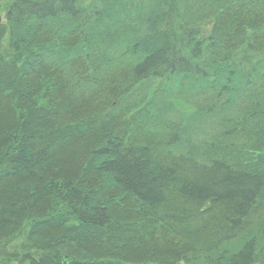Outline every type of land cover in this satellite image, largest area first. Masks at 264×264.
<instances>
[{"label":"trees","instance_id":"1","mask_svg":"<svg viewBox=\"0 0 264 264\" xmlns=\"http://www.w3.org/2000/svg\"><path fill=\"white\" fill-rule=\"evenodd\" d=\"M0 264H264V0H0Z\"/></svg>","mask_w":264,"mask_h":264},{"label":"bare ground","instance_id":"2","mask_svg":"<svg viewBox=\"0 0 264 264\" xmlns=\"http://www.w3.org/2000/svg\"><path fill=\"white\" fill-rule=\"evenodd\" d=\"M72 60V59H71Z\"/></svg>","mask_w":264,"mask_h":264}]
</instances>
